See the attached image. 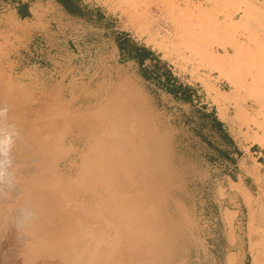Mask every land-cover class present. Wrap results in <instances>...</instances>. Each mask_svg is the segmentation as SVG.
I'll use <instances>...</instances> for the list:
<instances>
[{
    "label": "rangeland",
    "instance_id": "1",
    "mask_svg": "<svg viewBox=\"0 0 264 264\" xmlns=\"http://www.w3.org/2000/svg\"><path fill=\"white\" fill-rule=\"evenodd\" d=\"M80 1L82 15L57 0H0V141L8 140L0 143V264H75L69 253L51 251L69 211L51 207L62 214L52 222L59 230L40 244L22 184L57 164L60 186L77 189L86 146L65 113L89 116L104 93L120 97L116 88L127 81L154 114L149 124L163 136L169 176L148 204L137 194L139 170L115 164L116 189L148 204L146 228L139 232V214L124 222L126 232L116 236V248L130 251L123 259L99 251L83 231L78 243L89 264H264V8H249V0ZM134 44L153 54L140 63ZM216 107L230 127L214 119ZM41 138L51 145L43 155ZM93 194L75 192L72 202ZM155 215L158 228L148 221Z\"/></svg>",
    "mask_w": 264,
    "mask_h": 264
},
{
    "label": "bare ground",
    "instance_id": "2",
    "mask_svg": "<svg viewBox=\"0 0 264 264\" xmlns=\"http://www.w3.org/2000/svg\"><path fill=\"white\" fill-rule=\"evenodd\" d=\"M249 1L253 3L252 5H248L249 8L253 6L264 8V0ZM256 1H259L260 4H257ZM203 9L205 8H201V12ZM228 81L232 84L234 83L231 78H228ZM116 91L120 92L121 98H115L117 96H113L112 93L109 92V94L104 93L102 96L104 97L102 98L103 103L94 113H89V116L83 113L80 116L75 113H65V120H71L77 125V133L75 136L86 146V151L84 155H82V165L78 169L79 174L75 180L77 182V189L66 190L60 186L61 178L56 170L57 164L50 170H47V173L42 174V172H36L28 174L27 177H29L30 180L28 179L25 184H22L21 188L27 201L29 196L32 198L31 200L29 199V202L35 209L33 214L35 221H32L35 230L33 233L38 236V240H41L39 242L40 244H44L47 239L52 236L54 237L59 230L55 228L54 234V225L52 222L62 218V214H59L57 211L54 212L51 207L56 205L57 208L63 207L69 211L67 220L64 221L60 227V229L62 231L65 230L66 233L63 234L64 236L59 240L60 242L57 243L54 246V250L51 251H53V253H58L59 251L69 253L73 260L76 261L75 264H80L81 260V264H89L90 262V258H88L86 254V249L85 251L81 250L82 246L78 243V241H81L83 231L84 237L88 239V242L95 244V246L98 244L99 251H106L105 253L114 252L116 254L119 252L121 259H123L122 256L126 258V248L124 246L123 248H116V236L119 233L123 235V231L126 232L127 230V226H125L126 223L124 222L129 218L134 219V216L139 217L137 216L138 214L141 215L142 222H144L141 224L142 228L138 230L139 232H142L141 229L144 231L146 228L144 226L146 225L144 209L148 207L150 201L157 195L158 188L161 186L160 183L165 174L162 166V151L165 150H162V148H165V145L161 147V137L163 138V136L160 137L159 132H157L158 130H153V128H150L149 124L150 121H152L151 125L154 124V114H152V111H148L142 100L137 99V90L131 82L127 81L121 83L120 86H117ZM126 99L128 100L127 102ZM64 111L67 112L69 110L65 109ZM141 124H143V126ZM56 125L57 124L54 123V127L57 128L58 126ZM137 125L142 128L136 129ZM41 139L42 140H38L37 142L42 145L41 147L39 144L40 150L42 148V150L39 151L40 154L43 155V148L51 145L49 144L48 146L46 140L43 138ZM55 140H57V137ZM52 145L56 148L58 147L56 141ZM141 147L143 150H141ZM129 151L132 154H130ZM41 160L43 162L42 168L45 169L44 157H41ZM118 162L124 164L120 169L128 170V174L133 170H139L140 177L143 181H141V179H139V182L137 181V183H139L137 194L141 198L143 196L147 198V206L143 208L138 206L133 196L128 197L125 192H121L123 188H118L120 190L116 189L117 186L115 185V181H117L118 172L115 169V164L118 166ZM137 166L140 167L138 168ZM49 172L51 173L49 174ZM164 176L166 178V176L169 175L165 174ZM167 180L169 181V179ZM165 186L166 184L163 185V187ZM89 191L94 192L92 200L83 199L84 201L81 203L76 202V207L72 202L74 193L78 192L84 195ZM166 196L168 197L167 194ZM77 199H79V196H77ZM160 199H162V197ZM97 200L104 204L103 206L100 204V206L104 208L95 212L89 211V208H91ZM82 208H84V210ZM72 216L77 220L76 224H79L78 227L81 229V233L76 234L79 239L76 238L74 233L68 228L73 223L71 220ZM116 216H119L120 219L114 220ZM156 217L157 215H155V217H149L148 219V221L151 222H149V224L154 228H158L157 223L159 218ZM116 221L119 223H116ZM156 221L157 223H155ZM165 222L166 221H164V223ZM166 226L167 225H165V227ZM117 227H120L119 232ZM161 227L159 228L163 230L164 227ZM170 228L172 229V227H169V229ZM169 231L171 232V230ZM167 244L169 243L167 242ZM73 251H75V254ZM150 261L151 260L148 261L149 264Z\"/></svg>",
    "mask_w": 264,
    "mask_h": 264
},
{
    "label": "trees",
    "instance_id": "3",
    "mask_svg": "<svg viewBox=\"0 0 264 264\" xmlns=\"http://www.w3.org/2000/svg\"><path fill=\"white\" fill-rule=\"evenodd\" d=\"M57 2H59L70 14L82 15L84 12V7L80 0H57ZM18 12L23 18L30 16V12L26 3H23L20 7H18ZM97 12L99 15H101L99 11ZM134 47L137 50V59L140 63H143L145 59L149 58L153 54L152 50L144 46H138L137 44H134ZM213 117L214 119L218 120L216 116ZM218 123L221 124L219 120Z\"/></svg>",
    "mask_w": 264,
    "mask_h": 264
},
{
    "label": "crops",
    "instance_id": "4",
    "mask_svg": "<svg viewBox=\"0 0 264 264\" xmlns=\"http://www.w3.org/2000/svg\"><path fill=\"white\" fill-rule=\"evenodd\" d=\"M208 105H211V104H208ZM215 109H216L215 115L219 119V121H221L224 124V126L230 127V122H226L222 117H220L217 107Z\"/></svg>",
    "mask_w": 264,
    "mask_h": 264
},
{
    "label": "built area",
    "instance_id": "5",
    "mask_svg": "<svg viewBox=\"0 0 264 264\" xmlns=\"http://www.w3.org/2000/svg\"><path fill=\"white\" fill-rule=\"evenodd\" d=\"M170 69H172L170 66H168ZM172 73L175 75V73L172 70ZM194 91H196L199 95L201 94L200 90H198L197 88L194 89Z\"/></svg>",
    "mask_w": 264,
    "mask_h": 264
},
{
    "label": "clouds",
    "instance_id": "6",
    "mask_svg": "<svg viewBox=\"0 0 264 264\" xmlns=\"http://www.w3.org/2000/svg\"><path fill=\"white\" fill-rule=\"evenodd\" d=\"M8 142V140L6 139L5 141H0V143H7Z\"/></svg>",
    "mask_w": 264,
    "mask_h": 264
}]
</instances>
